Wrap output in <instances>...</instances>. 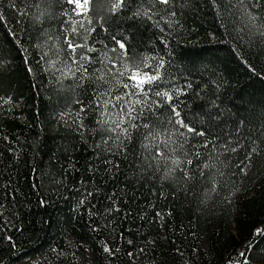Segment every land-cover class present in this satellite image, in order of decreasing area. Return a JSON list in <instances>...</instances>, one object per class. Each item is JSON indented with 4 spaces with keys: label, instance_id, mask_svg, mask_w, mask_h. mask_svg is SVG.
Returning a JSON list of instances; mask_svg holds the SVG:
<instances>
[{
    "label": "trees",
    "instance_id": "16d2710c",
    "mask_svg": "<svg viewBox=\"0 0 264 264\" xmlns=\"http://www.w3.org/2000/svg\"><path fill=\"white\" fill-rule=\"evenodd\" d=\"M137 2L112 15L110 0H94V24L106 20L89 37L98 49L88 53L95 61L89 73L103 67L104 52L116 58L114 35L126 40L130 56H155L153 65L163 57L160 86L191 83L186 95L173 93V103L205 135L175 134L171 105L152 97L162 107L145 106L135 121L150 129L117 139L109 113L119 108L98 107L96 96L126 90L111 75L107 82L96 79L99 72L80 80L56 70L67 59L63 12L72 6L0 0V264H229L253 241L249 264L264 261V236L254 235L264 229V37L249 31L239 11L221 8L236 0L158 5L159 27L130 18ZM169 19L178 23L169 28ZM150 130L161 135L146 141ZM169 133L174 143L165 148ZM237 141V152L225 150ZM157 145L181 165L158 164ZM42 254L45 261H30Z\"/></svg>",
    "mask_w": 264,
    "mask_h": 264
},
{
    "label": "snow or ice",
    "instance_id": "6c2138e0",
    "mask_svg": "<svg viewBox=\"0 0 264 264\" xmlns=\"http://www.w3.org/2000/svg\"><path fill=\"white\" fill-rule=\"evenodd\" d=\"M213 5L218 3V0H211ZM131 3V0H110V7L108 11L115 15L117 13L122 12L124 9L128 8ZM174 3V0H138L135 4V11L132 12V19H144L146 21H153V23L159 27V20H154V17L160 14V12L164 11V9H159L157 6H171ZM66 4L72 6L69 10H65L63 15L67 17L64 21L65 25H70V27L65 28V32L71 34L64 36V43L67 45V59L63 61V68H57V71L61 72V76L64 78H78L80 80L88 79L91 75H94L95 72H99L100 75L96 76L97 80L106 81V76L111 75L113 79L116 80L117 85L122 86L126 91L123 95L113 96L112 99H104L105 96H111V89L106 90L105 92H98L96 96L97 106H103L107 111L108 106L118 107L119 110L116 113H109V118L114 125L111 128L112 132L117 133V139H120L122 136L125 140L132 139V130H137L140 127L144 129H150V125L148 123H144L143 125H138L135 123L141 116L144 114L145 106L152 108L162 107L161 101L157 99H153L152 97L161 98L164 104L171 105V112L173 114V119L169 120V123L173 126L178 125L179 128L175 129V134H178L180 137H185L186 133H194L198 136H203L205 133L203 131H197L193 126L185 122L184 117L182 116L181 111L177 104L173 103L174 95L175 98H179L180 96L187 94V89L192 87L191 83L185 85L184 88L173 85L172 88L161 87L160 85L165 83L163 77L165 75L166 62L163 57H160L158 62L153 65L149 63L150 60H155V56H130L129 45L126 40L118 39L115 35L112 39L115 42L116 47L111 49V52L116 53V58L112 59L108 57L107 52H104L102 55L104 59L100 61L103 65L102 68L94 69L93 73H89V65L95 63L91 56L88 53H93L98 51L94 46H90L88 41L89 37L92 36L93 33L97 31L95 25H99L101 28L104 27V21L106 18H101L100 20H96L94 24L93 16L90 15L94 11L93 5L94 0H66ZM221 8L224 11H229V9H235L240 12L241 19L245 23V26L248 27L249 31L252 29H256L258 34L261 37H264V0H236L235 3L229 4L227 7L221 5ZM252 9H258L260 12L254 13ZM26 14V13H22ZM169 17H175L176 12L170 11L168 12ZM73 17H79V19H73ZM160 19L163 20L164 16L161 15ZM5 17L0 15V23L4 22ZM168 23L169 28H171L172 24L178 23L176 20L169 19L166 21ZM83 30V31H81ZM107 31V29H104ZM161 32H164V28H160ZM72 36H82L83 43L78 42L73 39ZM167 46V44H165ZM83 49V51L78 52V50ZM26 51V50H25ZM47 55V53H45ZM56 61H52V67L55 68ZM110 64V67H109ZM251 71H255V68L249 65ZM141 69H153L154 74L149 71H141ZM80 74L77 76V74ZM130 73V74H129ZM126 77L129 81L128 83H124L120 78ZM146 86H148L146 88ZM143 97L140 99L138 97ZM0 99H3L0 97ZM4 103L10 104L12 103V98L8 97L4 100ZM211 104L214 106L215 101H212ZM3 105H0L2 107ZM81 112L84 111V108L81 107ZM103 115V113H102ZM107 122V121H105ZM127 125V126H125ZM180 129H184L185 131H180ZM161 135L159 132L148 131L144 136L146 141L155 140L157 136ZM173 133H169L168 139L161 141L165 148L169 146L170 143H174L172 141L171 136ZM123 143V141H121ZM206 146V145H205ZM144 148H149V144H144ZM226 151L237 152L240 144L237 141L236 146L232 147L229 145H224ZM257 149L252 148V152H255ZM199 155V154H197ZM159 157L158 164L163 163L164 167H168L167 162L171 159V165L174 167H179L182 161L176 158H170L165 154V152L159 150V145H157V151L153 159ZM188 165H191L193 161L188 159L186 161ZM210 165L204 164V168H208ZM159 170V169H158ZM173 168H168V171L165 175L171 173ZM245 169H241L243 172ZM204 175L203 171L200 173ZM185 178H188L187 171H185ZM88 196H91L92 193H88ZM81 204L85 203V200L80 201ZM255 236L261 237L264 236V229H256ZM252 243L241 250L238 256L229 257V264H232L233 261H236V264H240V258H243L242 264H249V257L246 255V252L251 251ZM55 251V250H53ZM103 251L108 253L109 255H113V250L110 249L107 245L103 247ZM131 255V253H130Z\"/></svg>",
    "mask_w": 264,
    "mask_h": 264
},
{
    "label": "rangeland",
    "instance_id": "374dc122",
    "mask_svg": "<svg viewBox=\"0 0 264 264\" xmlns=\"http://www.w3.org/2000/svg\"><path fill=\"white\" fill-rule=\"evenodd\" d=\"M38 260H40V261H45V258H44V256H43V254H42V255H39V256H35V257H33V258L30 259V261H31L32 263H35V262H37ZM258 264H264V261L261 262V263H258Z\"/></svg>",
    "mask_w": 264,
    "mask_h": 264
}]
</instances>
